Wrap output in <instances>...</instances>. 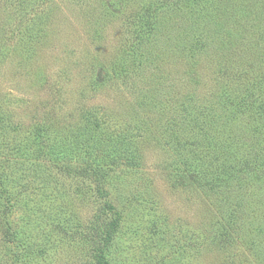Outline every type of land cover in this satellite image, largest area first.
Instances as JSON below:
<instances>
[{"label": "rangeland", "instance_id": "rangeland-1", "mask_svg": "<svg viewBox=\"0 0 264 264\" xmlns=\"http://www.w3.org/2000/svg\"><path fill=\"white\" fill-rule=\"evenodd\" d=\"M0 166V264H264V0H0Z\"/></svg>", "mask_w": 264, "mask_h": 264}, {"label": "trees", "instance_id": "trees-1", "mask_svg": "<svg viewBox=\"0 0 264 264\" xmlns=\"http://www.w3.org/2000/svg\"><path fill=\"white\" fill-rule=\"evenodd\" d=\"M82 137V135L80 134V138ZM58 142H60V144L59 145H61L62 144V141L61 140H59ZM59 152H61V149H59ZM57 157H60V158H62L63 159V157H66V156H57ZM97 173V172H96ZM3 174H2V172H1V166H0V183H2L3 182ZM3 184V183H2ZM207 184H208V182H207ZM3 193H5L4 191H3ZM6 197H7V195H6ZM5 199V198H4ZM7 199V198H6ZM10 201H11V198H10V196L8 195V203H10ZM117 227H118V222L116 221L115 222V224L112 226V228L113 229H117ZM12 239H13V241L14 242H16L17 243V246H19L20 244L19 243H21V241H18L17 240V238L15 239L14 237H16V236H19V233H17V232H12ZM27 251V253H29L30 254V250L28 249V250H26ZM20 252L18 251V254H19ZM101 262H104L105 263V259L103 258V256L101 257Z\"/></svg>", "mask_w": 264, "mask_h": 264}]
</instances>
